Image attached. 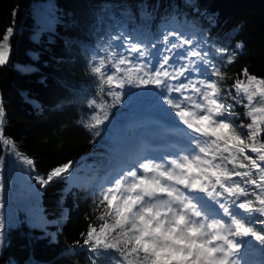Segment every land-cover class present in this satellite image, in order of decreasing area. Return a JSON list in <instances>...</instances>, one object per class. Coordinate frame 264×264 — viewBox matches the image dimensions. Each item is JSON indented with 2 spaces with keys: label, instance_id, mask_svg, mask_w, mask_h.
<instances>
[{
  "label": "trees",
  "instance_id": "16d2710c",
  "mask_svg": "<svg viewBox=\"0 0 264 264\" xmlns=\"http://www.w3.org/2000/svg\"><path fill=\"white\" fill-rule=\"evenodd\" d=\"M41 2L53 6L51 25L33 15V6ZM9 26L14 28L9 62L0 66L5 135L34 161V168L0 148V218L9 242L0 264H89L90 253L76 242L83 243L90 223H102L92 201L128 170L116 166L117 149L144 134L133 99L141 88L133 86L120 90L121 102L107 109L108 119L98 129L89 131L79 123L95 111L88 107L90 99L101 102L90 62L105 55L103 48L120 44L113 37L123 32L150 47L162 31L203 33L237 53L225 69L232 78L226 85L244 68L264 78V0H0V39ZM237 44L244 46L237 49ZM104 99L111 103L110 97ZM235 111L237 122H250L245 109ZM63 163L71 165L66 180L41 187L33 179ZM6 164L8 179L12 169L27 167L23 186L15 191L9 182L11 193L1 171ZM242 248L255 249L256 258L264 260V246L254 238H245Z\"/></svg>",
  "mask_w": 264,
  "mask_h": 264
},
{
  "label": "snow or ice",
  "instance_id": "6c2138e0",
  "mask_svg": "<svg viewBox=\"0 0 264 264\" xmlns=\"http://www.w3.org/2000/svg\"><path fill=\"white\" fill-rule=\"evenodd\" d=\"M13 35L9 26L0 39V66L9 62ZM112 39L120 44L103 48L105 55L90 62L101 102L90 99L88 107L95 111L79 123L98 129L108 119L107 109L121 102L120 90L151 86L191 130L192 147L161 162L143 159L119 173L92 201L102 223H90L76 246L90 253L89 264H241L245 238L264 246V78L244 68L226 85L232 78L225 69L237 53L203 33L162 31L150 47L123 32ZM237 106L249 123L237 122ZM6 124L0 98V148L33 169L34 161L5 135ZM70 166H54L33 179L41 187L66 180ZM4 229L0 218V253L9 243Z\"/></svg>",
  "mask_w": 264,
  "mask_h": 264
},
{
  "label": "rangeland",
  "instance_id": "374dc122",
  "mask_svg": "<svg viewBox=\"0 0 264 264\" xmlns=\"http://www.w3.org/2000/svg\"><path fill=\"white\" fill-rule=\"evenodd\" d=\"M32 12L35 18L40 22L47 23L48 25H51L53 23V19L49 15V13H54V9L50 2L37 3L36 5L33 6ZM38 35L39 33H34L33 38L37 39ZM138 92L140 93L135 92L133 95V99L137 100L134 111L137 113L138 116L135 119L138 120V122L145 127L144 130L148 135L146 141L149 142L154 141L150 137L151 134H153L152 131L154 130V128H151L150 126V124L152 123L158 124L159 122H161L162 126L164 127L166 126L169 127V125H174L169 129L171 131H168L166 128H164V130H166L167 132H173V134L178 132L180 134H183V137L184 135H188L186 132H191L189 129L186 128L185 125H183L174 116V114L171 112L168 106L163 103V101L160 99L159 96V90L151 86H148L141 88L140 91ZM148 93H150V95ZM137 97H142V99ZM154 113L158 115H154ZM163 118L173 121L174 124L167 125L166 123H164ZM156 133H158V131H156ZM183 137L179 136V139L183 140L182 139ZM140 143L141 142L139 140H129L128 142H126L124 145L120 146L117 149L118 156L116 161H118V166L123 165L124 167L129 169L135 167L141 160L144 159V158H140L139 161L130 160L133 157V153H134L133 150L139 148ZM188 143L190 144V142ZM189 149L190 148H187V150ZM180 154H184V151H181ZM8 168H9V164H6L5 167L1 169V171L3 172V175L6 178L4 187L8 189V191L11 193V187L9 182L12 181L13 189L17 191L16 189L18 186L24 185L25 179L23 176L27 167L15 168L14 170L12 169L10 179L7 178ZM17 169H19L20 172H18ZM197 195L203 196V194H197ZM204 200L207 201V198L204 197ZM207 203L211 204V201H207ZM256 255H257V251L255 249L241 248V257H242L241 264H264V260L256 259Z\"/></svg>",
  "mask_w": 264,
  "mask_h": 264
},
{
  "label": "bare ground",
  "instance_id": "6f19581e",
  "mask_svg": "<svg viewBox=\"0 0 264 264\" xmlns=\"http://www.w3.org/2000/svg\"><path fill=\"white\" fill-rule=\"evenodd\" d=\"M174 125H169V127H166L168 130ZM162 130H159V132H161ZM171 131V130H169ZM171 133V132H170ZM161 137V136H160ZM172 140V139H171ZM180 151H187V148L186 149H181Z\"/></svg>",
  "mask_w": 264,
  "mask_h": 264
},
{
  "label": "water",
  "instance_id": "95a60500",
  "mask_svg": "<svg viewBox=\"0 0 264 264\" xmlns=\"http://www.w3.org/2000/svg\"><path fill=\"white\" fill-rule=\"evenodd\" d=\"M7 185V184H6Z\"/></svg>",
  "mask_w": 264,
  "mask_h": 264
}]
</instances>
